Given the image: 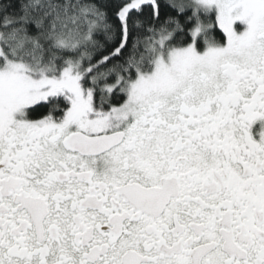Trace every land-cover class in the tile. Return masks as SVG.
Returning <instances> with one entry per match:
<instances>
[{"label":"snow or ice","instance_id":"obj_1","mask_svg":"<svg viewBox=\"0 0 264 264\" xmlns=\"http://www.w3.org/2000/svg\"><path fill=\"white\" fill-rule=\"evenodd\" d=\"M0 264H264V0H0Z\"/></svg>","mask_w":264,"mask_h":264}]
</instances>
